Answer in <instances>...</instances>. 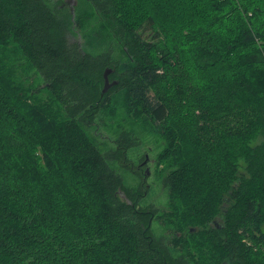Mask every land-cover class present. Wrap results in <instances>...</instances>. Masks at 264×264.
<instances>
[{
	"label": "trees",
	"instance_id": "1",
	"mask_svg": "<svg viewBox=\"0 0 264 264\" xmlns=\"http://www.w3.org/2000/svg\"><path fill=\"white\" fill-rule=\"evenodd\" d=\"M118 112L103 153L89 130ZM141 134L167 211L107 164ZM0 264H264V0H0Z\"/></svg>",
	"mask_w": 264,
	"mask_h": 264
},
{
	"label": "rangeland",
	"instance_id": "2",
	"mask_svg": "<svg viewBox=\"0 0 264 264\" xmlns=\"http://www.w3.org/2000/svg\"><path fill=\"white\" fill-rule=\"evenodd\" d=\"M55 1V0H52ZM66 7L70 8L75 3V0H62ZM77 31L72 32V35L69 36V40L71 42H81V38ZM73 34L75 36H73ZM5 58L6 62L12 64L16 71V76L24 82L26 86H30L34 84V79L39 78V76L33 72V68L29 67V65L24 62L25 60L22 58L20 49L17 48L16 45L10 43L5 49ZM35 73V74H34ZM34 76V77H33ZM41 97L43 101L47 99L48 94L46 91L41 93ZM114 105H112L113 107ZM119 112L117 116L110 122L105 117L99 118L98 122H96L95 126L91 127L89 130L90 135L94 137L95 144L101 152H113L117 150V141L120 140V137L124 135V133L131 131V127L128 124V121L125 120V113L120 114L122 121L119 117ZM103 119V121H101ZM140 137L141 144L138 146H133L126 151L125 157L121 156L119 159L115 158H107V164L110 165L114 170L122 178L123 184L127 190L130 191H141L142 197L138 199V204L140 207H145L152 205L155 209L167 211V190L164 189V184L162 177L165 175L166 164L157 163L156 155L160 150L163 143H157L155 137L150 135H138ZM147 155L146 165L142 167V171L138 174L132 172L133 169H129L128 166L130 164L137 166L139 162L142 160L143 156ZM148 169L149 174L146 175V180L144 181V173ZM169 171V169H168ZM147 184V186H146ZM174 223L176 224V217L172 216ZM161 226L154 222L152 225V232L156 237L163 236L167 239H171L169 237V231L166 229H161ZM166 242V240H165Z\"/></svg>",
	"mask_w": 264,
	"mask_h": 264
},
{
	"label": "water",
	"instance_id": "3",
	"mask_svg": "<svg viewBox=\"0 0 264 264\" xmlns=\"http://www.w3.org/2000/svg\"><path fill=\"white\" fill-rule=\"evenodd\" d=\"M111 68H106L104 71H103V79H104V84H102L103 85V87H102V89H101V96L105 93V92H107L108 90H109V88H111L112 86H114L116 83H117V81L116 80H113V81H109V75L111 74ZM147 156H146V159L142 162V164L141 165H145L146 164V162H147ZM149 174V171H148V169H146V171H145V173H144V175H143V177H144V179H146V175H148ZM120 195H121V197L122 198H124V199H126L128 202L127 203H129L130 201H129V199H127L126 197H125V194L123 193V192H120ZM192 231V230H191Z\"/></svg>",
	"mask_w": 264,
	"mask_h": 264
},
{
	"label": "flooded vegetation",
	"instance_id": "4",
	"mask_svg": "<svg viewBox=\"0 0 264 264\" xmlns=\"http://www.w3.org/2000/svg\"><path fill=\"white\" fill-rule=\"evenodd\" d=\"M114 79L112 78V79H109V81H113ZM142 164V162H140L138 165H137V169H138V172H141L142 171V167L143 166H145V165H141ZM130 167L132 168L133 167V165H130ZM144 181H145V179H143ZM146 186H147V184H146Z\"/></svg>",
	"mask_w": 264,
	"mask_h": 264
}]
</instances>
